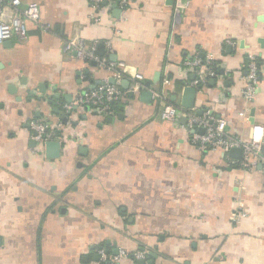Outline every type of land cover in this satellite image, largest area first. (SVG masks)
<instances>
[{
	"label": "crops",
	"instance_id": "1",
	"mask_svg": "<svg viewBox=\"0 0 264 264\" xmlns=\"http://www.w3.org/2000/svg\"><path fill=\"white\" fill-rule=\"evenodd\" d=\"M21 2L37 3L42 21L27 39L0 45V264H102L101 250L110 260L126 251L121 264H264L262 166L203 155L184 118L160 119L163 103L182 106L178 81L197 76L184 62L199 57L220 64L197 93V114L210 109L244 140L264 127V0H131L125 14L113 0L99 25L90 0ZM72 40L125 65L122 91L143 76L121 112L76 108L112 74L66 53ZM250 53L263 63L252 107L242 96ZM144 91L163 103L142 102ZM33 122L61 137L59 158L36 151Z\"/></svg>",
	"mask_w": 264,
	"mask_h": 264
},
{
	"label": "built area",
	"instance_id": "2",
	"mask_svg": "<svg viewBox=\"0 0 264 264\" xmlns=\"http://www.w3.org/2000/svg\"><path fill=\"white\" fill-rule=\"evenodd\" d=\"M93 8L97 13L93 14V22L96 25L102 22V12L109 9L113 0H90ZM121 11L125 14L131 3V0H118ZM106 4V7H102ZM185 5L182 2L178 3L179 8ZM42 21V12L40 6L35 3L23 5L21 0H0V45L12 41L15 38L21 40L27 39L29 25H39ZM97 43L88 46L82 41H68L65 43L64 51L69 54H75L78 59L83 61L95 60L99 68L110 72L111 79L116 81L115 84H110L109 81H104L96 90L79 94L74 102L76 108L85 106L90 107L93 112L99 116L113 114L112 106L126 98L131 93L135 96L142 89L143 76L137 74L132 83L130 90L122 91L120 82L124 79L122 70L125 68L123 63H107L106 59L96 58ZM214 60H202L199 57L188 59L184 62V74L195 73L196 79L191 82H186V86H191L199 89L206 86L211 79L216 76L213 67L210 66ZM262 66L258 62L257 55L250 53L246 65V76L244 78V88L242 96L245 102L252 107L257 99V95L261 89ZM186 78V77H185ZM155 99L162 101L160 95L153 96ZM242 118L247 117V113L240 114ZM184 118L186 124L181 126L185 131L191 145L205 155L210 152H222L223 155L229 156L232 149H240L242 151L241 159L238 163L243 167H255L258 163L262 166L264 172V127L254 124L251 127V136L244 140L232 135L227 127L228 122L221 117L215 115L210 109L204 111L202 115H198L196 108L185 109L182 106H176L169 103H163L160 112V119L165 122L178 124L180 119ZM32 139L36 143V151L45 155L46 145L49 142H59L61 137L57 134L54 128L44 122L30 123ZM59 128V127H58ZM201 131H204L203 133ZM243 210L235 214L234 220L237 222L245 218ZM102 264H121L127 258V252L121 253L114 259L110 260L105 251H100ZM137 260H144V252L136 254Z\"/></svg>",
	"mask_w": 264,
	"mask_h": 264
},
{
	"label": "water",
	"instance_id": "3",
	"mask_svg": "<svg viewBox=\"0 0 264 264\" xmlns=\"http://www.w3.org/2000/svg\"><path fill=\"white\" fill-rule=\"evenodd\" d=\"M121 14V11L119 9H116L115 11V15L116 17H119V15ZM7 43V42H6ZM10 43V41L8 42ZM103 46H100L99 48V53L100 55H102L103 50H102ZM191 80H194V76L192 77ZM110 84H115L116 81L114 79H110L109 81ZM212 84L214 83V81L211 82ZM122 86H124L125 89H129L130 83L126 80L122 81ZM150 86V85H148ZM199 89H195L191 86H185L182 92V107H184L185 109H193L195 108V104H196V96L198 93ZM131 95H133V93H131ZM153 100V93L152 92H147L144 91L141 93V101L145 102V103H151ZM200 115H202V111L198 112ZM183 122L185 123V120H183ZM202 133L204 131H201ZM61 148L62 145L59 142H49L46 145V154L47 157L50 159H57L60 157L61 155ZM242 154V151L240 149H232L230 151V155L231 156H239ZM116 254H118L116 252ZM144 263V262H142Z\"/></svg>",
	"mask_w": 264,
	"mask_h": 264
},
{
	"label": "trees",
	"instance_id": "4",
	"mask_svg": "<svg viewBox=\"0 0 264 264\" xmlns=\"http://www.w3.org/2000/svg\"><path fill=\"white\" fill-rule=\"evenodd\" d=\"M258 62H259V64L261 66H263V63H262L261 59H258ZM219 64H220L219 61L214 60L213 62H211L210 66L213 67V70L218 73V71H219ZM178 82H179L180 85H184L185 86V84H186V82L184 80L178 81ZM209 85H206V86H203V87L199 88L198 92L202 91L204 88L208 89ZM126 100H127V97L126 98H123L121 101H118L117 103H115L112 106L113 113L116 114L118 112H121L122 111L121 108L125 106ZM210 102H211V100H210ZM169 104H172V103H169ZM173 105H175V104H173Z\"/></svg>",
	"mask_w": 264,
	"mask_h": 264
}]
</instances>
